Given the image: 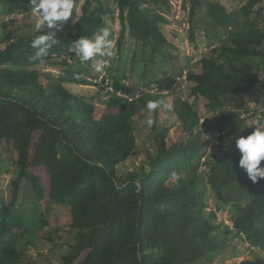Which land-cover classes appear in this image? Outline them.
Here are the masks:
<instances>
[{
    "label": "trees",
    "instance_id": "trees-1",
    "mask_svg": "<svg viewBox=\"0 0 264 264\" xmlns=\"http://www.w3.org/2000/svg\"><path fill=\"white\" fill-rule=\"evenodd\" d=\"M103 1L82 0L79 18L59 29L45 27L38 33L29 11L23 15L34 22L22 33L0 31V147H9L15 168L12 200L7 204L0 198V264H33L36 257L46 258L32 236L58 209L67 211L68 226L77 233L73 254L62 264L226 263L240 251L236 239L249 243L246 251H264V179L253 183L239 167L235 136L227 144L219 136L232 124H246L236 137L250 134L255 127L242 114L255 116L261 110L264 121V80L259 83L264 75V0H237L239 7L182 0L189 41L194 43L196 28L203 27L219 43L199 60L197 72L187 67L175 72H186V81L193 84L191 95L204 109L189 101L173 106L179 139L169 136V127H157L155 113L154 148L131 169L124 165L137 150L136 103L172 91L179 83L173 70L153 76L138 91L105 73L96 95H76L65 84L90 85L94 58L82 63L69 46L80 36L92 38L101 27L110 29L113 40L109 23L116 17V50L127 40L138 45L144 66L158 59L176 64L177 49L165 39L164 20H158L155 8L144 7L149 0H112V7ZM24 6L31 7L30 0H0V13ZM53 31L59 43L46 57L33 59L32 41ZM81 64L87 68L79 69ZM36 75L44 82L30 78ZM101 93L106 95L103 100ZM230 187L247 197L244 204L234 203L231 227L216 223V212L208 209V191L227 203L224 193ZM22 194L36 199L34 204L43 210L39 230L26 232L20 240L15 230L25 224L16 204Z\"/></svg>",
    "mask_w": 264,
    "mask_h": 264
},
{
    "label": "rangeland",
    "instance_id": "rangeland-1",
    "mask_svg": "<svg viewBox=\"0 0 264 264\" xmlns=\"http://www.w3.org/2000/svg\"><path fill=\"white\" fill-rule=\"evenodd\" d=\"M103 1V0H102ZM155 3L149 0V4H145V8H155L157 15L159 18L164 20L161 22V30L165 37V39L172 43L173 46L176 47V51L173 55L177 58V63L173 65V63H169L167 61H162L160 59L157 60L156 63H151L150 65L144 66V60L141 59V48L138 45L128 42L122 46L120 52L116 50L115 41L118 36V32L120 30V26L118 23V19L115 17L110 27L114 33V55L108 59V65L105 66L103 71L97 72L95 71L96 63L105 58L95 57L92 62L93 66L91 67V72L94 74V78H88L90 85H74V84H65V86L76 95H84L86 97L94 96L98 92V86L101 84V77L104 76H115L117 80L125 83L129 89L131 90H140L143 87L144 82L150 80L153 76L158 78L163 71L173 70L176 81L179 82L172 91L163 92L160 98L157 100H153L149 96L144 97L141 101L136 103V112L134 115V120L136 123V141H137V150L133 156L126 162L124 168H133V165H137L145 159V151H151L154 148V134L152 132L151 126L148 125L147 121L152 119L154 114L156 113V124L157 127L161 126L169 127V136L172 139H179V128H178V120L175 114H173V106L180 105V102L189 101L195 103L197 109H204L202 102L196 100L191 95V87L193 84L188 83L186 79H183L182 75H176V71L182 67H187L192 71H198V62L205 55L209 56L211 54V49L218 46V39L215 38L213 32L205 31L203 27L196 28L195 32V42L191 43L188 38V11L183 10L182 0H154ZM211 1H222L224 3L230 4V6H240L237 4V0H211ZM103 4L108 7H112V0H104ZM81 5L82 0H80L76 4V11L73 10L72 17L69 18V22L73 23V21L77 20L81 14ZM27 9H14L12 11H8L6 15H2L0 13V31L3 28L9 29L14 35L18 33H22L27 27L32 25V18H25L26 14L31 11L29 6H24ZM29 9V10H28ZM25 17H24V15ZM29 14V13H28ZM32 14V13H31ZM108 16L105 17V19ZM154 18V17H153ZM74 21V22H75ZM109 22V20H107ZM147 55V54H146ZM148 58V56H147ZM96 62V63H94ZM174 66V69L173 67ZM85 67L84 64L79 66L80 68ZM44 68V67H43ZM45 71V70H44ZM45 72H50L54 75H58V71H50L47 70ZM184 72V71H183ZM182 72V74H183ZM109 74V75H108ZM97 75V76H96ZM186 77V76H185ZM32 80L36 78V80L44 82L43 76H31ZM109 84L110 81H106L105 84ZM104 84V87L108 91V86ZM155 81H152L150 85L151 93H155L154 89ZM120 94L124 95V92L121 91ZM138 94V93H137ZM136 94V95H137ZM105 93H101V99L103 100L105 97ZM149 101H158L160 102V107L156 110L149 111L147 108V103ZM165 104H170L171 109H166L164 107ZM96 106L98 109H101L102 106L96 102ZM203 116H201L202 118ZM210 119V114L208 116ZM209 126H213V122L209 120ZM246 127V124H232L227 129H224L222 133H220V137L222 138L223 144H227L231 138L238 135L240 133L239 129L243 130ZM216 144V143H214ZM213 147L209 146V150ZM12 155L9 147L6 144L1 145L0 147V198H2L7 204H9L13 197V192L10 188V180L15 172V168L12 166ZM122 168V170H124ZM208 209L216 212V223H224L227 226H232L229 221L230 214H234L233 205L234 203L244 204L247 201V197L243 196L239 189L236 187H230L225 190V198L227 199V203L224 200H220L217 196L212 194L211 190L208 191ZM36 199H31L29 195L22 194L18 199L16 204V208L21 213L23 218L25 230H15V233L18 238H21L26 235V232H32L36 229L39 230L40 224L42 222V207L41 204H34L33 201ZM225 202V203H224ZM208 211V210H207ZM47 218V217H46ZM48 225L44 227V229L39 230L32 236L35 240V244L37 248L41 252H43L46 258L36 257L35 260H32L33 264H62L63 258L72 256L73 254V246L75 244L76 231H73L68 226V215L65 209H58L55 212H52L48 217ZM43 236H49L51 240L44 239ZM41 241H40V240ZM233 242V241H232ZM240 247V251L237 253L236 257L230 262H226L223 260H219L216 264H261L264 262V251L258 250V248L249 251L250 245L248 242H244L242 240L237 242V239L234 240ZM248 249L246 251L245 246ZM21 246V243L19 245ZM42 248V249H40ZM31 252V249H30ZM39 252V251H37ZM27 254L30 255L29 251ZM84 253L77 259L81 261ZM29 259V257H27ZM76 260V261H77ZM77 261V262H78Z\"/></svg>",
    "mask_w": 264,
    "mask_h": 264
},
{
    "label": "clouds",
    "instance_id": "clouds-1",
    "mask_svg": "<svg viewBox=\"0 0 264 264\" xmlns=\"http://www.w3.org/2000/svg\"><path fill=\"white\" fill-rule=\"evenodd\" d=\"M30 5V12L35 16V30L38 33L45 27L48 29L63 27L65 22L72 17L73 10L76 11L75 0H30ZM110 37V29L101 27L92 38L80 36L78 39L73 40L68 50L70 53L75 54L82 63L95 57L111 58L114 55V42ZM58 43L54 31L39 34L31 44V47L36 50L33 59L46 57L49 50ZM107 63L106 59L99 60L95 65V71H103ZM159 107L160 102L158 101L147 103L149 111L156 110ZM164 107L171 109L170 104H165ZM147 123L151 126L153 121L149 119ZM250 126H255L250 134L235 136L234 140L241 154L238 162L239 167L245 170L248 178L255 183L260 179H264V166H261V162L264 161V121L254 120ZM243 130L239 129L240 132H243Z\"/></svg>",
    "mask_w": 264,
    "mask_h": 264
},
{
    "label": "built area",
    "instance_id": "built-area-1",
    "mask_svg": "<svg viewBox=\"0 0 264 264\" xmlns=\"http://www.w3.org/2000/svg\"><path fill=\"white\" fill-rule=\"evenodd\" d=\"M107 65H108V63H107ZM184 76V77H183ZM185 76H186V72L184 71L183 72V74H182V77H183V79H186L185 78ZM264 80V75L262 74L261 76H260V78H259V83L260 82H262ZM155 88V87H154ZM110 91H112V89H111V87L110 88H108ZM156 91V90H155ZM121 93V91H119V95L120 96H123V97H126L125 96V94L123 95V94H120ZM261 110H259L257 113H256V115L255 116H249V115H246V114H242V118H247V119H249L248 120V123H249V125H251L252 124V122L254 121V120H261V118H262V115H261ZM255 127V126H254ZM231 227V226H230Z\"/></svg>",
    "mask_w": 264,
    "mask_h": 264
}]
</instances>
